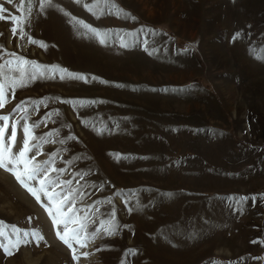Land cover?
Masks as SVG:
<instances>
[{
  "label": "rangeland",
  "instance_id": "374dc122",
  "mask_svg": "<svg viewBox=\"0 0 264 264\" xmlns=\"http://www.w3.org/2000/svg\"><path fill=\"white\" fill-rule=\"evenodd\" d=\"M58 2L94 27L131 33L133 46L120 47L116 36L101 45L62 13L33 8L27 16L18 0H0L9 9L2 15L27 17L23 39L12 36V19H0L8 52L88 78L37 79L0 115L11 125L24 115L12 111L18 104L28 115L21 124L52 114L36 134L51 131L55 143L37 159L58 153L60 180L72 181L55 190L79 189V215L96 220L89 231L112 211L126 227L101 230L87 248L73 244L76 261L46 208L0 168V222L13 240L15 225L29 241L13 255L0 249V264H264V60L256 58L264 55V0H117L136 20L96 19L73 0ZM8 58L0 51V63ZM233 196L256 199L233 206Z\"/></svg>",
  "mask_w": 264,
  "mask_h": 264
},
{
  "label": "snow or ice",
  "instance_id": "6c2138e0",
  "mask_svg": "<svg viewBox=\"0 0 264 264\" xmlns=\"http://www.w3.org/2000/svg\"><path fill=\"white\" fill-rule=\"evenodd\" d=\"M7 3H13V0H6ZM74 3L84 7L89 13H91L96 19H100L103 16H115L117 18L136 20L130 12L122 8L117 0H73ZM20 9H24L27 16L32 15V9L38 8L41 13L45 10L52 9L64 16L69 17L68 23L72 24L73 28H83L86 31L84 33H78L98 41L101 45L111 44L112 37L119 38V45L123 48L133 46L128 42L126 36L132 35L131 33L121 34L120 32H114L111 29H101L94 27L84 20L78 19L76 16L68 12L58 0H18ZM9 9L0 3V19H12L14 26L11 28V34L16 37L19 33V38L23 39L26 33L22 25L27 17H9L2 15L8 13ZM15 25H20L17 27ZM143 31V29L141 30ZM151 34H155L154 30ZM4 33L0 32V36ZM147 35V34H146ZM240 33H236V37H239ZM139 33L135 34L133 44L137 42ZM10 42V41H9ZM30 43L37 44L42 48H46L47 45L44 42H38L35 39H30ZM139 43L144 45L145 51H148L147 39H139ZM19 47V44L17 45ZM0 51H2L9 58L4 59L0 63V109H3L11 99H15V92L18 88H24L29 83L37 79L46 78H59L72 79V80H84L87 82V77L82 74L69 71L67 68L60 67L58 65H45L35 60H29L24 56L18 55L16 52H8L3 42H0ZM153 51L149 52L152 55ZM250 53L255 54V49H249ZM257 59L264 60V55L257 56ZM96 79V77H92ZM71 103L70 101H66ZM26 103V102H21ZM43 103V101L41 102ZM89 103H96V101H90ZM75 106V105H74ZM80 106H83L81 104ZM39 107V105H36ZM46 107V105H45ZM13 112H24V115L19 120H15L10 125V120L13 118L10 115H0V168L10 172L15 179L23 186L38 203H41L46 208L48 215L52 219L53 225L56 227L57 237L65 244L69 249H72L73 258L79 261L80 256L76 255L78 249L73 247V244L79 246V248H87L90 241H94L101 230L105 235H113L120 227H126V225H120L116 222L115 211L106 214L104 220H100L98 227H93L89 231V225H95L96 220L91 219L85 213L84 216L79 215L78 209H76V200L79 198L77 193L79 189H72L68 192H57L56 188H61L62 185H70L72 181H61L60 174L65 172L64 168L55 167V157L58 153L49 151L48 159L39 161L38 156L43 155V147L45 144L55 143L50 138L53 132L41 133L39 136L36 134V130L41 127V124L47 126L48 121L51 119L52 114H45V118L40 121L33 120L31 123H23L21 121H27V109L22 108L20 104L12 110ZM58 115L59 113H55ZM11 127V131L9 128ZM18 128L21 134L19 142L17 141ZM100 131V130H97ZM55 134L58 136L59 131ZM67 139H75V137L69 136ZM64 143V141H60ZM31 154V155H30ZM119 158V154H116ZM11 166V167H10ZM55 173L56 175H53ZM37 182L36 186H33L32 182ZM51 188V191L49 190ZM122 193H118L120 195ZM41 195L44 196L47 203L41 200ZM81 196L83 193L80 194ZM167 197L171 198L174 193H166ZM234 201V205L246 202L249 199L255 200L256 197L252 196H233L229 197ZM111 203V200L108 201ZM127 204V201H125ZM132 209H128L131 211ZM97 212L99 209L97 208ZM75 225V227H73ZM11 232L16 237L13 240L12 236L8 234L7 226H3L0 222V249H3L5 254L13 255L22 244H27V239H21L22 230L15 225L11 226ZM31 235L36 241L37 245L41 240H44L43 235H40L38 231L31 233L23 231V236L28 237ZM192 235H195L194 233ZM99 250V249H97ZM136 249L127 250L129 256L135 255ZM80 255L87 257L88 252H83Z\"/></svg>",
  "mask_w": 264,
  "mask_h": 264
}]
</instances>
